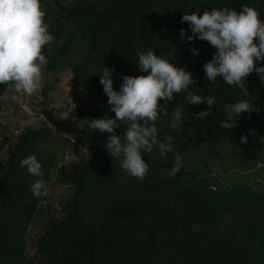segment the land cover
Returning <instances> with one entry per match:
<instances>
[{
    "label": "trees",
    "instance_id": "16d2710c",
    "mask_svg": "<svg viewBox=\"0 0 264 264\" xmlns=\"http://www.w3.org/2000/svg\"><path fill=\"white\" fill-rule=\"evenodd\" d=\"M45 22L54 40L43 48L45 70L56 76L68 69L73 75L70 93L73 114L80 126H61L47 109V90L41 92V113L48 124L25 127L6 152L0 174V264H26V233L44 196L37 197L31 185L44 181L48 187L54 175L72 186L62 205V216L49 218L35 238L36 260L31 264H264V191L255 184L220 186L207 176L199 178L183 162L174 167V153L161 157L154 145L144 153L149 170L143 179L122 168V157H111L106 145L112 134L89 127V119H115L108 96L100 83L102 69H114V89L123 76L148 75L138 64V54L151 49L177 67L191 72L198 84L187 91L216 97L210 114L194 119L209 109L204 102L189 104L187 91L161 101L169 112L156 121L158 141L171 135L180 156L202 146L241 141L243 136L264 135V83L253 71L246 78L245 97L222 78L206 79L204 65L217 49L208 41L181 42V30L192 35L187 12L254 7L264 21V0H42ZM195 48L198 55L192 52ZM258 66H264V61ZM56 78L53 82H55ZM7 84H0V95ZM237 99L253 103V111L235 117L237 128L224 129L225 106ZM182 109L179 130L170 127V114ZM255 109H259L256 111ZM116 135L126 131L124 122ZM50 124V125H49ZM53 125L83 140L86 155L65 172L56 167V151L49 144L55 137ZM255 130V135L250 130ZM0 140V147L7 143ZM35 155L42 164V176H33L20 161ZM222 187V188H221Z\"/></svg>",
    "mask_w": 264,
    "mask_h": 264
},
{
    "label": "clouds",
    "instance_id": "9594fccd",
    "mask_svg": "<svg viewBox=\"0 0 264 264\" xmlns=\"http://www.w3.org/2000/svg\"><path fill=\"white\" fill-rule=\"evenodd\" d=\"M44 7L42 0H0V84L13 83L16 92L22 94L15 97L20 102L22 97H31L42 88L43 69L47 64L43 48L54 40L44 19ZM181 22H189L192 31L189 36L182 29L181 42L185 38L191 42L198 36L217 49L213 59L203 66L208 81L215 83L218 77L222 78L227 85L239 88L245 97L251 96L246 78L253 71L264 83V66H258L264 61V21L254 7L244 5L239 11L227 7L205 10L202 15L186 12ZM192 52L199 54L195 48ZM136 63L148 75L123 76L119 91L114 89V69L105 66L99 75L115 119L105 116L84 121H89V127L94 131L112 134L108 137L107 151L112 158L122 157V168L133 177L143 179L147 174L149 166L143 154L151 153L154 145L161 157L174 153V167L169 175H175L182 167V157L172 143L171 135L165 137V142L158 141L156 121L161 115L169 117V112L161 108L162 100L165 103L173 100L174 94L187 91L198 81L191 72L177 67L151 49L139 53ZM186 99L192 105L206 102L210 106L208 110L194 114L197 120L207 117L216 104L215 96L204 97L192 91H187ZM253 110V103L247 99L227 104V120L221 127L237 128L234 118ZM182 118V109L176 107L170 114L171 129L179 130ZM120 122H124L126 131L116 135ZM250 131L255 135L254 129ZM241 142L247 143L248 137L243 136ZM20 165L33 176L43 175L42 164L35 155L22 159ZM47 189L48 185L42 180L31 185V191L37 197H46Z\"/></svg>",
    "mask_w": 264,
    "mask_h": 264
},
{
    "label": "rangeland",
    "instance_id": "374dc122",
    "mask_svg": "<svg viewBox=\"0 0 264 264\" xmlns=\"http://www.w3.org/2000/svg\"><path fill=\"white\" fill-rule=\"evenodd\" d=\"M56 78L55 82L54 79ZM46 92L47 109H52V115L66 129L74 130L80 126V121L74 116V103L70 97L73 89V75L64 69L56 76L43 69V83L40 91L31 97H22V102L15 99L21 96L16 92L14 84H7V89L0 95V140L7 138V143L0 147V174L6 152L12 148L17 135L25 127H38L48 124L41 113V92ZM50 125V124H49ZM55 137L49 144L56 151V167H62L65 172L70 170V164L85 157L86 149L83 140L73 133L64 132L51 125ZM183 162L196 177L207 176L227 189L228 186L255 184L264 191V135L248 138L247 143L239 140L221 142L215 146L197 147L182 155ZM55 182L48 187V195L39 204L35 217L30 222L26 233L27 260L31 264L36 260L35 238L41 233L48 219H58L62 216V205L72 192V186L54 175ZM222 188V187H221ZM32 261V262H31Z\"/></svg>",
    "mask_w": 264,
    "mask_h": 264
}]
</instances>
